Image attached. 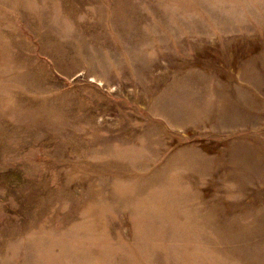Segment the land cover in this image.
Masks as SVG:
<instances>
[{
  "label": "rangeland",
  "instance_id": "obj_1",
  "mask_svg": "<svg viewBox=\"0 0 264 264\" xmlns=\"http://www.w3.org/2000/svg\"><path fill=\"white\" fill-rule=\"evenodd\" d=\"M0 264H264V0H0Z\"/></svg>",
  "mask_w": 264,
  "mask_h": 264
}]
</instances>
